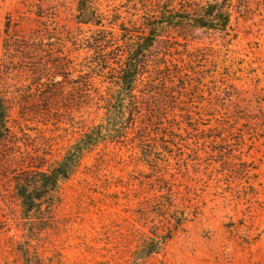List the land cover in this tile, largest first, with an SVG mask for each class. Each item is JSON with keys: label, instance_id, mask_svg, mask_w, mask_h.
<instances>
[{"label": "rangeland", "instance_id": "obj_1", "mask_svg": "<svg viewBox=\"0 0 264 264\" xmlns=\"http://www.w3.org/2000/svg\"><path fill=\"white\" fill-rule=\"evenodd\" d=\"M96 1L102 26L77 22V0H0V264H264V0H238L225 32L159 38L133 118L50 207L22 212L15 179L58 161L116 93L109 21L138 25L143 5Z\"/></svg>", "mask_w": 264, "mask_h": 264}, {"label": "trees", "instance_id": "obj_2", "mask_svg": "<svg viewBox=\"0 0 264 264\" xmlns=\"http://www.w3.org/2000/svg\"><path fill=\"white\" fill-rule=\"evenodd\" d=\"M237 1L150 0L147 7L144 5L145 0H134L135 5H143L144 11L139 16L138 25L134 23L131 26L117 24L119 15H113L109 23L116 25L120 31L119 37L126 55L118 71L116 93L108 103L105 119L83 132L53 165L46 169L35 167L24 171L15 179L14 189L22 212L30 216L39 212L42 206L50 207L56 200L61 183L76 171L82 158L99 143L116 138L118 129L125 124L127 114L130 119L133 118L137 112L134 90L142 75L148 52L159 38L171 31L179 32L187 28L225 32ZM96 2L77 0V22L102 26L104 15ZM116 113L118 119L115 118ZM7 119L8 107L5 99L0 97V143L8 132ZM119 119L121 122L118 124L112 122ZM174 219V226L178 227L186 217ZM155 238L154 246H157L158 239Z\"/></svg>", "mask_w": 264, "mask_h": 264}]
</instances>
